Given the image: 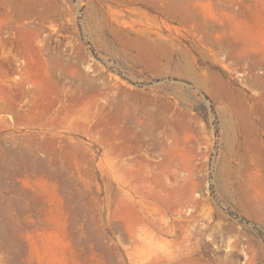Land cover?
<instances>
[{
	"label": "rangeland",
	"instance_id": "1",
	"mask_svg": "<svg viewBox=\"0 0 264 264\" xmlns=\"http://www.w3.org/2000/svg\"><path fill=\"white\" fill-rule=\"evenodd\" d=\"M0 264H264V0H0Z\"/></svg>",
	"mask_w": 264,
	"mask_h": 264
},
{
	"label": "bare ground",
	"instance_id": "2",
	"mask_svg": "<svg viewBox=\"0 0 264 264\" xmlns=\"http://www.w3.org/2000/svg\"><path fill=\"white\" fill-rule=\"evenodd\" d=\"M25 153V152H24Z\"/></svg>",
	"mask_w": 264,
	"mask_h": 264
}]
</instances>
